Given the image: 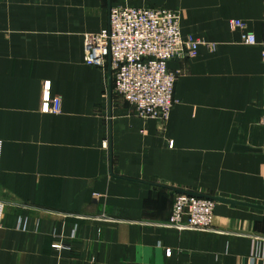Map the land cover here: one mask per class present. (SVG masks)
Here are the masks:
<instances>
[{
  "label": "crops",
  "instance_id": "obj_1",
  "mask_svg": "<svg viewBox=\"0 0 264 264\" xmlns=\"http://www.w3.org/2000/svg\"><path fill=\"white\" fill-rule=\"evenodd\" d=\"M113 6L178 12L200 42L169 63L166 123L85 63ZM46 83L60 114L42 112ZM0 142V264H264V211L170 225L175 189L264 206V0H0Z\"/></svg>",
  "mask_w": 264,
  "mask_h": 264
},
{
  "label": "built area",
  "instance_id": "obj_2",
  "mask_svg": "<svg viewBox=\"0 0 264 264\" xmlns=\"http://www.w3.org/2000/svg\"><path fill=\"white\" fill-rule=\"evenodd\" d=\"M231 27L242 34V43L258 45L242 21ZM200 42L183 36L178 12L160 8L113 6L109 27L84 38L85 63L104 71L107 65L115 94L135 109L139 117L166 123L177 104L175 88L178 74L169 63L197 56ZM62 101L52 98L51 84L46 83L42 112L60 114ZM2 142H0V164ZM217 203L177 194L170 225L180 231H207L213 227ZM56 248H60L59 246Z\"/></svg>",
  "mask_w": 264,
  "mask_h": 264
},
{
  "label": "water",
  "instance_id": "obj_3",
  "mask_svg": "<svg viewBox=\"0 0 264 264\" xmlns=\"http://www.w3.org/2000/svg\"><path fill=\"white\" fill-rule=\"evenodd\" d=\"M111 74L112 73H111V70H110V76H111ZM236 151L261 152L260 150H253V149H250V148H243V147H237ZM173 191L176 194H180V195H187V196L194 197V198L206 199V200H210V201L216 202L217 204L230 205L232 208H235L237 206H242V207H248V208L264 211V206H262V205H255V204H250V203L230 200V199L221 198V197H212V196L199 194V193H195V192H190V191H184V190H176L175 189Z\"/></svg>",
  "mask_w": 264,
  "mask_h": 264
},
{
  "label": "rangeland",
  "instance_id": "obj_4",
  "mask_svg": "<svg viewBox=\"0 0 264 264\" xmlns=\"http://www.w3.org/2000/svg\"><path fill=\"white\" fill-rule=\"evenodd\" d=\"M3 5H4V3H1V7H4ZM57 247H58V246H57ZM56 249H58V248H56Z\"/></svg>",
  "mask_w": 264,
  "mask_h": 264
}]
</instances>
